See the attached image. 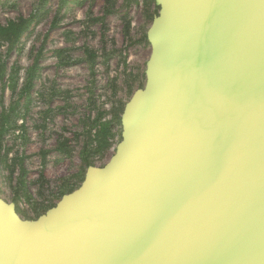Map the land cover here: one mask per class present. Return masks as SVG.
Returning <instances> with one entry per match:
<instances>
[{"label":"water","instance_id":"water-1","mask_svg":"<svg viewBox=\"0 0 264 264\" xmlns=\"http://www.w3.org/2000/svg\"><path fill=\"white\" fill-rule=\"evenodd\" d=\"M158 2L116 155L37 220L0 197V264H264V0Z\"/></svg>","mask_w":264,"mask_h":264},{"label":"rangeland","instance_id":"rangeland-1","mask_svg":"<svg viewBox=\"0 0 264 264\" xmlns=\"http://www.w3.org/2000/svg\"><path fill=\"white\" fill-rule=\"evenodd\" d=\"M158 0H0V197L34 221L123 141Z\"/></svg>","mask_w":264,"mask_h":264},{"label":"bare ground","instance_id":"bare-ground-1","mask_svg":"<svg viewBox=\"0 0 264 264\" xmlns=\"http://www.w3.org/2000/svg\"><path fill=\"white\" fill-rule=\"evenodd\" d=\"M148 86H149V85H148ZM146 88H147V87H146ZM77 194H78L77 192H76L75 194L73 193L72 196L75 197V196H77ZM48 212H49V211H48ZM48 212H47V213H48ZM49 214H51V213L49 212L48 215H49ZM45 215H46V214H45ZM48 215H46V216H48Z\"/></svg>","mask_w":264,"mask_h":264}]
</instances>
